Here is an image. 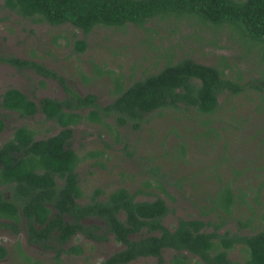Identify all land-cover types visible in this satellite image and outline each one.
<instances>
[{
    "label": "rangeland",
    "instance_id": "1",
    "mask_svg": "<svg viewBox=\"0 0 264 264\" xmlns=\"http://www.w3.org/2000/svg\"><path fill=\"white\" fill-rule=\"evenodd\" d=\"M79 39L85 42L81 50L75 47ZM181 55L224 66L227 76L240 83L253 82L264 67L262 44L243 42L225 24L154 17L142 25H96L84 33L69 23L53 25L22 17L0 0V95L4 88L14 86L34 100L59 98L67 94L66 85L79 94L94 93L102 104L113 97L115 79L128 82ZM6 57L37 61L61 75L62 83L36 67L4 60ZM257 93L247 86L237 94H219L212 113L190 107L152 111L137 129L116 125L108 117L70 125V145L80 159L76 170L82 194L78 200H87L95 187L104 194L121 185L139 189L137 199L162 197L170 208L162 219L168 227L177 217L221 221L218 232L247 234L264 227V110L257 107ZM0 117L4 121L0 142L21 124L31 128L35 137L57 129L40 112L20 117L0 107ZM224 185L232 197L227 211L217 205L225 195L220 190ZM0 234V242L9 249L0 264H31L34 258V264H54L49 250L25 245L21 236L16 247L15 236ZM70 243L80 244L81 252L63 254L59 264H98L120 247L111 235L103 241L78 235ZM18 249L27 255L25 260L18 258ZM172 252L162 249V264H172ZM183 253L188 264H206ZM227 256L242 260L244 245L235 242ZM123 264L156 262L153 256H145Z\"/></svg>",
    "mask_w": 264,
    "mask_h": 264
},
{
    "label": "trees",
    "instance_id": "2",
    "mask_svg": "<svg viewBox=\"0 0 264 264\" xmlns=\"http://www.w3.org/2000/svg\"><path fill=\"white\" fill-rule=\"evenodd\" d=\"M2 4L22 17L53 25L69 23L84 33L96 25H142L154 17L194 18L209 25L225 24L243 42L257 41L264 47V0H2ZM76 42L78 50L85 46L82 39ZM4 60L36 67L41 74L56 77L62 83L61 75L37 61L16 57ZM247 86L258 91L257 107L264 110V67L253 82L240 83L227 76L224 66L181 55L128 82L115 79L113 97L102 104L96 101L94 93L79 94L66 85V95L42 96L37 102L14 86L4 88L1 107L20 117L40 111L59 128L53 134L34 138L33 130L21 124L0 143V216L11 217L10 224L14 226V220L21 215L29 239L53 249L56 261L61 252L80 251L74 243L62 247V243L80 232L97 241L106 240L110 234L115 242L122 243L99 264H118L137 256H153L157 264H162L163 248L173 251L172 264H188L183 251L206 264H264V227L247 234L218 232L221 221L196 217H177L174 225L168 227L161 222L170 209L162 197L137 199L139 189L129 190L121 185L104 194L100 187H95L87 200L79 201L82 193L73 171L79 157L69 146V125L82 119L101 121L108 117L116 125L129 124L137 129L146 114L166 107H190L212 113L219 94H237ZM56 175L61 182L55 181ZM222 189L225 195L217 205L227 211L231 192L225 185ZM4 191L9 195H4ZM207 225L211 229H206ZM45 237L52 243L42 242ZM235 242L244 245L242 260L227 256ZM4 254L0 245V257Z\"/></svg>",
    "mask_w": 264,
    "mask_h": 264
},
{
    "label": "flooded vegetation",
    "instance_id": "3",
    "mask_svg": "<svg viewBox=\"0 0 264 264\" xmlns=\"http://www.w3.org/2000/svg\"><path fill=\"white\" fill-rule=\"evenodd\" d=\"M50 77V76H49ZM17 88V87H16ZM23 92V91H22ZM27 96V95H26ZM1 97V96H0ZM29 97V96H28ZM42 97V96H41ZM49 97H53V96H49ZM97 97V96H96ZM29 98H31V97H29ZM40 98V97H39ZM58 98V97H57ZM60 98V97H59ZM33 99V98H32ZM38 99V98H37ZM37 99L36 100H34L35 102H37ZM96 101H97V98H96ZM1 107V106H0ZM2 109H4V110H6V111H13V110H8V109H5V108H3L2 107ZM15 112V111H14ZM36 112H40V111H36ZM36 112H34V113H36ZM16 113V112H15ZM33 113V114H34ZM41 114H42V116H43V118H45L44 117V115H43V113L42 112H40ZM32 114V115H33ZM2 115V114H1ZM0 119H1V121H2V126H4V121H3V117H0ZM45 119H48V118H45ZM52 120V119H51ZM79 122V121H78ZM56 125H57V129H56V131L58 130V128H59V125L57 124V123H55ZM72 125V124H71ZM70 126V125H69ZM15 127V126H14ZM13 127V128H14ZM3 128V127H2ZM13 128L11 129V132H12V130H13ZM72 129V128H71ZM1 130V129H0ZM55 131V132H56ZM34 132V131H33ZM35 132H34V138H41V137H35ZM51 134H53V133H51ZM11 135V134H10ZM9 135V136H10ZM47 135H50V134H47ZM47 135H44V136H47ZM8 136V137H9ZM43 136V137H44ZM71 136H72V130H71V134H70V137H69V139L71 138ZM7 137V138H8ZM6 138V139H7ZM4 141V140H3ZM2 142V141H1ZM0 142V143H1ZM69 146L71 147V145H70V143H69ZM72 148V147H71ZM75 151V150H74ZM79 160L80 159H78L77 160V162L75 163V165H74V167H73V171L74 172H76V175H77V177H78V171L76 170V166H77V164H78V162H79ZM78 184H79V180H80V178L78 177ZM55 181L57 182V183H59V182H61V180H60V178L56 175L55 176ZM3 194L4 195H6V196H8L9 194H8V192L7 191H4L3 192ZM138 193H136V195H137ZM136 195H135V198H136ZM165 216V215H164ZM163 216V217H164ZM163 217L161 218V222L163 223V221H162V219H163ZM13 219L11 218V217H8V216H0V222H5V223H7L5 226H3V225H0V232H4V233H7V234H9L10 236L11 235H13V236H15L16 237V241H15V246L16 247H18V238H19V236H21V238L23 239V241H24V243H25V245H30V246H38L39 248H41V249H45V250H49L51 253H52V255L50 256V258L53 260V262H54V264H59L60 263V261H61V256L63 255V254H79L80 252H81V250H82V247H81V245L80 244H78V243H74V244H78L79 246H80V251L79 252H69V253H66V252H61L60 254H59V256L57 257V261H56V258H54L53 257V255H54V250L53 249H51L50 247H45L43 244H41L40 242H34L33 240H30L29 239V234H28V231H27V229H26V225H25V220H24V218L20 215L19 217H18V219H16V220H14L15 222H14V226L13 225H11L10 223H11V221H12ZM164 224V223H163ZM35 226L37 227V225H36V223H35ZM1 235V234H0ZM78 235H81V236H83L80 232H78V233H76L75 235H72L71 237H70V239H69V241H67V242H64V243H62V247H64V248H66L69 244H73V243H70V240L72 239V238H75L76 236H78ZM110 235V234H109ZM84 237V236H83ZM112 237V236H111ZM84 238H87V237H84ZM87 239H90V238H87ZM91 240H93V239H91ZM42 242H47V243H49V244H51L52 242L50 241V239H49V237H45L44 238V240H41ZM93 241H97V240H93ZM117 243H119V242H117ZM120 244V247L119 248H121L122 247V243H119ZM0 245L5 249V254L3 255V256H1L0 257V261L3 259V258H5L7 255H8V253H9V249L7 248V245H5V244H3V243H1L0 242ZM55 245H56V243H55ZM14 246V247H15ZM118 248V249H119ZM163 249H169V248H163ZM117 250V249H116ZM113 252V251H112ZM110 254V253H109ZM17 255H18V258H22V259H26L27 258V255L25 254V253H23V252H21V250H19L18 249V251H17ZM108 255V254H107ZM106 255V256H107ZM138 257H143V256H137L136 258H138ZM145 257V256H144ZM136 258H134V259H136ZM155 258V257H154ZM103 259V258H102ZM134 259H131V260H128V261H126V262H120V263H118V264H123V263H127V262H129V261H132V260H134ZM36 260L37 259H32L31 260V264H34V263H36ZM100 262V261H99ZM155 262H156V260H155ZM163 262V261H162ZM49 264V263H48ZM99 264V263H98ZM157 264V263H156Z\"/></svg>",
    "mask_w": 264,
    "mask_h": 264
}]
</instances>
